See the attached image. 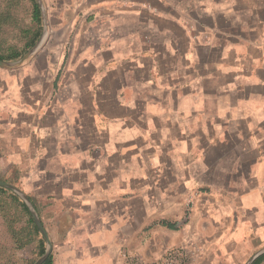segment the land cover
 Returning <instances> with one entry per match:
<instances>
[{"label": "crops", "instance_id": "1", "mask_svg": "<svg viewBox=\"0 0 264 264\" xmlns=\"http://www.w3.org/2000/svg\"><path fill=\"white\" fill-rule=\"evenodd\" d=\"M77 1L48 0L0 66V181L52 264L183 245L247 264L264 250V0Z\"/></svg>", "mask_w": 264, "mask_h": 264}, {"label": "trees", "instance_id": "2", "mask_svg": "<svg viewBox=\"0 0 264 264\" xmlns=\"http://www.w3.org/2000/svg\"><path fill=\"white\" fill-rule=\"evenodd\" d=\"M14 1L16 2L17 0ZM30 3V17L36 25L34 24L31 28L25 30V51L19 52L10 49L6 53H0V61H9L20 58L35 44L40 36V9L35 0H30ZM10 10L11 8H7V12H0V31L4 26L13 25L14 23V19H12L11 14L9 13ZM33 28L34 30H32ZM0 218L3 221V225L6 227L8 234L14 241L15 250H22L28 245L35 244L38 248V257L43 255L45 251V241L36 227L25 203L11 190L2 187H0ZM22 219H25L24 225L17 226ZM262 260H264V255L259 257L253 264H259ZM0 264L3 263L0 261ZM42 264H52L51 253Z\"/></svg>", "mask_w": 264, "mask_h": 264}, {"label": "rangeland", "instance_id": "3", "mask_svg": "<svg viewBox=\"0 0 264 264\" xmlns=\"http://www.w3.org/2000/svg\"><path fill=\"white\" fill-rule=\"evenodd\" d=\"M42 1L46 8L48 0ZM7 8H11L9 13L12 19H14V23L13 25L4 26L0 31V53H6L10 49L24 52L26 41L25 30L31 28L30 0H17L16 2L14 0H0V12H7ZM71 16H73L72 13L67 15V17ZM24 220L22 219L17 226L24 225ZM38 258V248L35 244L28 245L22 250H15L14 241L8 234L0 218V261L3 264H31Z\"/></svg>", "mask_w": 264, "mask_h": 264}, {"label": "water", "instance_id": "4", "mask_svg": "<svg viewBox=\"0 0 264 264\" xmlns=\"http://www.w3.org/2000/svg\"><path fill=\"white\" fill-rule=\"evenodd\" d=\"M36 2L38 4V6H39L40 14H41L42 18L44 20H46V9L44 7L43 1L42 0H36ZM45 34H46V31H44L40 41L26 54L25 57H27L28 54H31L35 49H37L40 46V44L42 43V41H43V39L45 37ZM25 57H24V59H25ZM4 65H8V64L5 63V62H1L0 61V66H4ZM0 187L9 189L12 192H14L16 195H18L21 198V200L25 203L26 207L28 208V210L30 212V215H31L36 227L38 228L41 236L43 237V239L45 240V243H46L45 251H44L43 255H41L33 263V264H42L45 261V259L49 256V254L51 253L52 245H51V242H50V240L48 238V235H47V233H46L41 221L39 220V218L37 216V213L33 209V207L31 205L30 201L28 200V198L19 189H17L16 187H14L11 184H8V183L2 182V181H0ZM262 252H264V250L259 252V253H257L255 256L259 255ZM255 256H253V258ZM253 258H251V260L247 264H250V262L252 261Z\"/></svg>", "mask_w": 264, "mask_h": 264}, {"label": "built area", "instance_id": "5", "mask_svg": "<svg viewBox=\"0 0 264 264\" xmlns=\"http://www.w3.org/2000/svg\"><path fill=\"white\" fill-rule=\"evenodd\" d=\"M52 1L56 2L60 0ZM196 256L197 254L195 251H192L188 246L183 245L166 251L156 260H147L141 256L123 252L122 264H193Z\"/></svg>", "mask_w": 264, "mask_h": 264}]
</instances>
